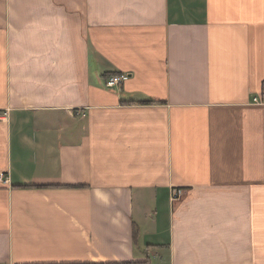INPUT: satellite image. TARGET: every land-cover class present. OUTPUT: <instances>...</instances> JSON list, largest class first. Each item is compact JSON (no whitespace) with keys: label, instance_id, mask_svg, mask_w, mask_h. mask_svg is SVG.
<instances>
[{"label":"crops","instance_id":"obj_1","mask_svg":"<svg viewBox=\"0 0 264 264\" xmlns=\"http://www.w3.org/2000/svg\"><path fill=\"white\" fill-rule=\"evenodd\" d=\"M263 80L264 0H0V264H264Z\"/></svg>","mask_w":264,"mask_h":264},{"label":"built area","instance_id":"obj_2","mask_svg":"<svg viewBox=\"0 0 264 264\" xmlns=\"http://www.w3.org/2000/svg\"><path fill=\"white\" fill-rule=\"evenodd\" d=\"M129 76L130 75L127 72L113 73L105 79V86L112 88L119 87L125 80L129 78ZM251 102L257 104H264V80L261 82L259 91H257L252 95ZM0 184L2 185L10 184L9 175L7 172L3 170H0ZM179 192H180L179 189H173L172 198L177 197Z\"/></svg>","mask_w":264,"mask_h":264},{"label":"trees","instance_id":"obj_3","mask_svg":"<svg viewBox=\"0 0 264 264\" xmlns=\"http://www.w3.org/2000/svg\"><path fill=\"white\" fill-rule=\"evenodd\" d=\"M39 186V185H38ZM134 233H133V235H135L136 234V232L137 231H135V228H134ZM138 264H139V262H137ZM97 264H115V263H97ZM123 264H130L129 262H126V263H123Z\"/></svg>","mask_w":264,"mask_h":264}]
</instances>
